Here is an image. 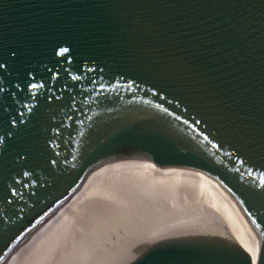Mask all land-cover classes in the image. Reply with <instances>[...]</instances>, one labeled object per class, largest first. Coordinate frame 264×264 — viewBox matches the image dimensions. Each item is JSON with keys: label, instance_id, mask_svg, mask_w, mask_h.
Returning a JSON list of instances; mask_svg holds the SVG:
<instances>
[{"label": "water", "instance_id": "1", "mask_svg": "<svg viewBox=\"0 0 264 264\" xmlns=\"http://www.w3.org/2000/svg\"><path fill=\"white\" fill-rule=\"evenodd\" d=\"M139 155L216 176L253 259L254 229L168 212L81 264H264V0H0V262L98 162Z\"/></svg>", "mask_w": 264, "mask_h": 264}, {"label": "bare ground", "instance_id": "2", "mask_svg": "<svg viewBox=\"0 0 264 264\" xmlns=\"http://www.w3.org/2000/svg\"><path fill=\"white\" fill-rule=\"evenodd\" d=\"M168 212H197L254 229L249 253L253 259L259 233L216 176L139 155L98 162L0 264H81L123 224Z\"/></svg>", "mask_w": 264, "mask_h": 264}]
</instances>
